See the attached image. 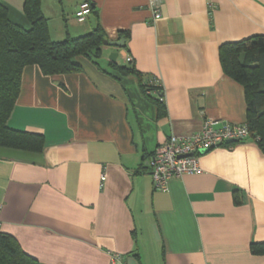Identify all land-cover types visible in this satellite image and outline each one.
Returning <instances> with one entry per match:
<instances>
[{"label": "crops", "instance_id": "0c3cea01", "mask_svg": "<svg viewBox=\"0 0 264 264\" xmlns=\"http://www.w3.org/2000/svg\"><path fill=\"white\" fill-rule=\"evenodd\" d=\"M0 1L29 27L24 0ZM85 1L91 11L80 22ZM41 11L53 41L97 23L108 41L129 37L126 48L104 45L97 63L78 57V72L24 68L7 126L45 143L40 153L0 147V232L38 264H264L250 250L264 242V154L255 142L200 155L201 171L165 190L145 168L171 135H192L206 120L245 123L243 88L222 72L218 48L264 35V0H164L157 20L148 0H41ZM112 63L156 78L162 92L150 96L163 98L165 114Z\"/></svg>", "mask_w": 264, "mask_h": 264}, {"label": "trees", "instance_id": "16d2710c", "mask_svg": "<svg viewBox=\"0 0 264 264\" xmlns=\"http://www.w3.org/2000/svg\"><path fill=\"white\" fill-rule=\"evenodd\" d=\"M23 15L29 27L11 21L8 6L0 1V147L40 153L45 143L42 135L7 126V120L20 94L24 68L37 66L45 76L78 72L81 68L75 59L84 57L97 63L108 38L97 23L87 34L53 41L41 11V0H24ZM122 37L128 40L129 35L125 32L118 33L117 39ZM218 58L224 75L243 88L245 123L249 132L246 141L255 142L264 154V35L224 43L218 48ZM111 66L122 75H134L142 95L155 104L159 115L165 114L163 98L160 101L159 98L150 96L152 93L158 95L162 92L160 84H148L153 77L144 79L143 75L128 65L112 63ZM145 168L147 169L146 165ZM233 195L235 205H239L238 192L235 191ZM250 250L252 254L263 255L264 242L252 243ZM0 264L38 263L21 250L14 238L0 232Z\"/></svg>", "mask_w": 264, "mask_h": 264}, {"label": "built area", "instance_id": "2783aa9c", "mask_svg": "<svg viewBox=\"0 0 264 264\" xmlns=\"http://www.w3.org/2000/svg\"><path fill=\"white\" fill-rule=\"evenodd\" d=\"M163 2L164 0H148L153 19L157 20L161 17ZM90 11V3L85 1L79 5L75 17L81 22L90 14ZM124 62H132V57L125 55ZM158 82L153 77L148 84L156 86L159 85ZM159 100L162 101V98ZM248 136L246 123L228 124L214 120L204 121L200 131L192 135L185 137L171 135L158 145L151 157L146 160L145 165L153 187L156 190H165L170 179L198 174L201 171L198 163L200 155L215 148L244 142ZM1 209L2 204L0 203V213Z\"/></svg>", "mask_w": 264, "mask_h": 264}, {"label": "water", "instance_id": "95a60500", "mask_svg": "<svg viewBox=\"0 0 264 264\" xmlns=\"http://www.w3.org/2000/svg\"><path fill=\"white\" fill-rule=\"evenodd\" d=\"M104 45L116 47V48H123L125 45V39L121 38L119 40H114V41H106L104 42ZM118 56V53L116 51L111 52L108 56V59L112 62H115L116 58ZM228 143V142H226Z\"/></svg>", "mask_w": 264, "mask_h": 264}, {"label": "rangeland", "instance_id": "374dc122", "mask_svg": "<svg viewBox=\"0 0 264 264\" xmlns=\"http://www.w3.org/2000/svg\"><path fill=\"white\" fill-rule=\"evenodd\" d=\"M78 59H79V58H76L75 60L78 62ZM132 81H133V80H132Z\"/></svg>", "mask_w": 264, "mask_h": 264}]
</instances>
